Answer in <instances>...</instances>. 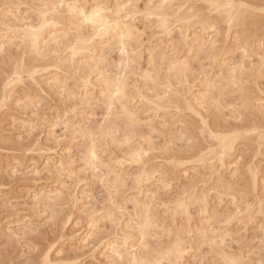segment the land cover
<instances>
[{
	"label": "rangeland",
	"instance_id": "rangeland-1",
	"mask_svg": "<svg viewBox=\"0 0 264 264\" xmlns=\"http://www.w3.org/2000/svg\"><path fill=\"white\" fill-rule=\"evenodd\" d=\"M0 264H264V0H0Z\"/></svg>",
	"mask_w": 264,
	"mask_h": 264
}]
</instances>
